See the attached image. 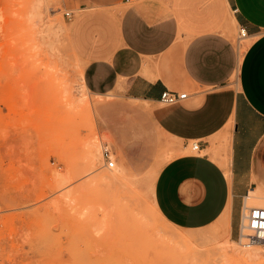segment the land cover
<instances>
[{
	"label": "rangeland",
	"instance_id": "374dc122",
	"mask_svg": "<svg viewBox=\"0 0 264 264\" xmlns=\"http://www.w3.org/2000/svg\"><path fill=\"white\" fill-rule=\"evenodd\" d=\"M67 41L58 0H0V264H264V244L231 238L224 216L162 223L152 183L174 142L147 103L87 91Z\"/></svg>",
	"mask_w": 264,
	"mask_h": 264
},
{
	"label": "crops",
	"instance_id": "0c3cea01",
	"mask_svg": "<svg viewBox=\"0 0 264 264\" xmlns=\"http://www.w3.org/2000/svg\"><path fill=\"white\" fill-rule=\"evenodd\" d=\"M58 5L86 90L147 103L155 128L174 142L178 154L152 189L162 217L193 230L226 212L229 235L238 238L247 200L264 203V0ZM241 27L245 47L236 40ZM167 90L187 97L164 105Z\"/></svg>",
	"mask_w": 264,
	"mask_h": 264
},
{
	"label": "built area",
	"instance_id": "2783aa9c",
	"mask_svg": "<svg viewBox=\"0 0 264 264\" xmlns=\"http://www.w3.org/2000/svg\"><path fill=\"white\" fill-rule=\"evenodd\" d=\"M66 17H70V12L64 13ZM245 28L241 27L238 29L236 40L238 43H242L244 38L246 37ZM187 97L186 92H174V91H164L160 96V101L164 105H174L182 101ZM199 148L197 142H193L191 145V149L193 151H197ZM103 158L108 168H112L114 166V161L111 160L110 151L107 147L103 149ZM246 214V223L248 230H250L249 235L244 238L242 241L240 239V227L238 234V241L244 247H250L255 244H264V207L253 206L247 209ZM241 223V220H240Z\"/></svg>",
	"mask_w": 264,
	"mask_h": 264
},
{
	"label": "bare ground",
	"instance_id": "6f19581e",
	"mask_svg": "<svg viewBox=\"0 0 264 264\" xmlns=\"http://www.w3.org/2000/svg\"><path fill=\"white\" fill-rule=\"evenodd\" d=\"M6 9V8H5ZM28 15H30L29 13H28ZM27 15V16H28ZM32 15V14H31ZM31 17H34V15H32ZM28 18V17H27ZM30 18V17H29ZM35 18V17H34ZM33 19V18H32ZM31 19V20H32ZM34 21V20H33ZM29 22V21H28ZM31 26V25H30ZM50 26V25H49ZM55 29V28H54ZM69 29V28H68ZM50 30H52V29H50ZM48 32H49V30H48ZM51 32L52 33H55V32H53V30L52 31H50L49 32V34H51ZM51 36H53V35H51ZM68 42V41H67ZM67 44H69V43H67ZM69 46V45H68ZM73 52V51H72ZM58 67V66H57ZM64 85V84H63ZM52 88V87H51ZM48 90V89H47ZM72 97V96H71ZM75 99V98H74ZM73 99V100H74ZM69 100V99H68ZM73 100H72V102H73ZM74 101H76V100H74ZM78 101V100H77ZM70 103V102H69ZM75 103V102H74ZM73 103V104H74ZM87 109H88V111H89V105H87ZM88 115H90V113H88ZM91 116V115H90ZM96 147V146H95ZM175 152H177L176 150H175ZM174 153V152H173ZM180 153V152H179ZM174 154H178V153H174ZM93 157H95L94 155H93ZM225 166V165H224ZM120 170V169H119ZM116 171V170H115ZM110 174H106V176L108 177V178H110L111 179V175L112 176H114V178L115 177H117V175H116V173L117 172H109ZM120 174V173H119ZM122 174V173H121ZM157 174V173H156ZM104 176V175H103ZM122 176H124V175H122ZM121 176V177H122ZM156 176V175H155ZM113 178V177H112ZM154 179H155V177H154ZM117 181V180H116ZM113 182H114V180H113ZM153 183H154V180H153ZM152 183V189H153V184ZM150 187V186H149ZM131 188V187H130ZM153 191V190H152ZM152 193V192H151ZM253 205H258V206H261V207H264V203H255V202H253L252 201V199L251 198H249L248 200H247V203H246V208L247 207H253ZM246 208H245V211H246ZM150 209H152V211L156 214V216H158V218L159 219H161L163 222L162 223H164V222H166V223H168L163 217H162V215L159 213V211H158V209L156 208V205H155V203H154V205L152 206V208H150ZM244 211V214H243V217H242V223H241V227H240V237H242V239H243V237L244 238H246V236L247 235H249V231H248V227H247V223H246V212ZM224 217H225V219H226V221L228 222V218H227V213L225 212L224 213V215H223ZM222 216V217H223ZM169 224V223H168ZM171 224V223H170ZM229 225V224H228ZM170 234V233H169ZM166 235H167V233H166ZM158 236V235H157ZM159 238H160V235H159ZM163 238V237H162ZM196 239V235H194V234H186L185 236H177L176 237V235H175V237H169L168 236V240L169 241H173L174 243H187V242H190V241H193V240H195ZM255 247H257V246H259V244H255L254 245ZM252 249H254L253 247H252ZM240 252V251H239ZM246 254H249V253H246ZM251 254H253L252 252H251ZM255 254H253L252 256H254ZM251 256V255H250ZM257 256V255H256ZM256 256H255V258H256ZM247 257V256H246ZM259 257V256H258ZM242 259H244L243 258V256H242Z\"/></svg>",
	"mask_w": 264,
	"mask_h": 264
}]
</instances>
